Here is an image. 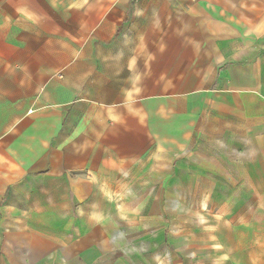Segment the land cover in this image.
Listing matches in <instances>:
<instances>
[{"label":"crops","instance_id":"1","mask_svg":"<svg viewBox=\"0 0 264 264\" xmlns=\"http://www.w3.org/2000/svg\"><path fill=\"white\" fill-rule=\"evenodd\" d=\"M44 2L50 0H0V152L10 149L17 134L33 133L27 145L34 154L25 164L40 168L47 164L51 169L42 177L26 175L24 182L10 180L11 170L0 159V171L5 169L0 172V201L11 199L5 202L11 210L17 208L12 199L26 197L27 210L37 201L39 211L32 210L30 228L39 229L45 242L58 250L35 264H93L98 255L113 253L116 245L117 253L119 248L125 252L127 240L116 238L119 231L113 223L119 203L104 220L93 211L101 194L110 199L103 185L109 188L113 170L97 165L90 154L76 157L73 131L86 129L92 139L89 130L97 128L96 142L114 147L116 157L132 161L134 173L146 172L152 183L149 165L142 170L135 162L148 164L155 147L196 143L216 112L234 114L243 122V104L258 101L253 92L262 88L259 29L264 17L243 14L241 20L235 18V26L217 22L210 28L208 42L180 40L171 46L168 41L162 49L146 45L148 54L135 55L131 44L135 39L123 16L111 19L106 34L93 30L83 40L68 36L65 19L59 24L41 11ZM146 29L138 31V41ZM63 128L70 146L65 165H61L63 156H56V164L42 148ZM105 129L112 137L104 135L102 140ZM91 178L100 186H94ZM49 195L54 204L46 205ZM4 230L7 236L15 232ZM25 252L20 260L32 264Z\"/></svg>","mask_w":264,"mask_h":264},{"label":"rangeland","instance_id":"2","mask_svg":"<svg viewBox=\"0 0 264 264\" xmlns=\"http://www.w3.org/2000/svg\"><path fill=\"white\" fill-rule=\"evenodd\" d=\"M42 7L41 11H47L59 24L65 19L68 36L77 35L83 40L93 30L106 34L111 19L123 16L135 39L131 43L135 55L162 49L168 41L171 46L180 40L208 42L212 26H218L217 22H226L223 27L238 25L234 20H241L243 14L264 17V0H50ZM79 22L81 26L77 28ZM52 23L50 20V26ZM142 29L146 33L138 41V31ZM259 30V54L264 55V27ZM261 69L262 88L253 92L258 101L243 104V122L234 114L216 112L215 120L205 122L202 131L206 133L196 143L155 147L148 164L135 162L142 170L149 165L154 173L150 174L155 179L152 183L146 172L134 173L132 161L116 157L114 147L98 144L97 128L89 130L92 139L86 136V129L73 131L76 157L90 154L97 165L113 170L108 176L109 188L103 185L110 199L101 194L99 198L105 203L100 200L93 211L96 218L104 220L113 211V204L119 203L113 223L119 231L116 238L127 240L131 248L124 242L125 252L119 248L117 253L116 245L111 250L116 254L98 255L93 264H264V147L259 146L260 142L264 146V63ZM246 96L242 95V99ZM21 135L17 134V140L10 135V149L2 151L5 157L0 156L11 170L8 178L24 182L26 175H48L51 169L47 164L43 168L25 164L27 157L34 154L35 149L27 145L33 133ZM104 135L111 136L108 129L100 136L102 140ZM55 138L42 146L45 157L58 164L56 156L60 154L64 159L61 165H65L70 147L66 145L65 129L59 130ZM90 180L100 186V181ZM131 185L134 189L127 188ZM96 187L94 190L99 189ZM9 200L0 201V264H25L20 255L27 247L29 253L25 255L32 264L57 251L58 246H49L39 229L30 228L33 213L39 211L37 201L27 210L26 197L12 199L17 208L13 206L11 210L5 207ZM53 202L49 195L46 205ZM71 211L75 213L74 206ZM4 227L14 230V235L7 236Z\"/></svg>","mask_w":264,"mask_h":264},{"label":"bare ground","instance_id":"3","mask_svg":"<svg viewBox=\"0 0 264 264\" xmlns=\"http://www.w3.org/2000/svg\"><path fill=\"white\" fill-rule=\"evenodd\" d=\"M263 145V143L262 142H260V144H259V146H261V148H263L264 146H262ZM223 147V146H222ZM239 153V152H238ZM243 153V152H242ZM234 154V153H233ZM236 155H238L237 153H236ZM235 155V156H236ZM242 155V154H241ZM246 155V154H245ZM244 156V155H243ZM229 173V172H228ZM192 183V182H191ZM189 184V183H188ZM192 185V184H191ZM197 188V187H196ZM192 190V189H191ZM182 192H183V190H181ZM198 191H199V189H198ZM126 193H128V194H130V191L129 190H127L126 191ZM173 193V192H172ZM193 193V192H192ZM108 195H109V193H107ZM171 196V195H170ZM205 204L203 203V206H204ZM186 208V207H185ZM184 214V213H183ZM175 216V215H174ZM183 218V217H182ZM185 219V218H184Z\"/></svg>","mask_w":264,"mask_h":264}]
</instances>
